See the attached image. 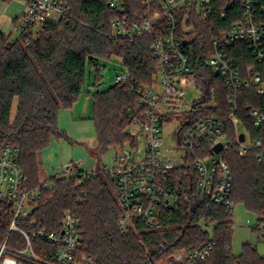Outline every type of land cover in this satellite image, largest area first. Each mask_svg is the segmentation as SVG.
<instances>
[{"label": "trees", "instance_id": "obj_1", "mask_svg": "<svg viewBox=\"0 0 264 264\" xmlns=\"http://www.w3.org/2000/svg\"><path fill=\"white\" fill-rule=\"evenodd\" d=\"M70 16L50 21L35 37L18 34L17 38L0 30V155L6 143L20 148L18 163L32 188H42L41 198L33 217L45 227L57 230L67 211L79 219L83 230V250L95 257L97 264H157L167 260L178 250L191 251L203 242H213L210 255L196 264H264L256 250L245 244L244 253L232 252L231 216L223 207H208L207 200L197 194L198 174L189 154L186 166L177 175L181 190L179 208L165 212L162 229L124 235L118 225L122 213L119 187L113 175L103 168L82 171L71 178L52 177L53 187L44 189L40 180L38 152L49 147L53 139L68 136L58 125L62 108H71L87 90V68L97 73L92 95L93 113L98 146L95 155L106 153L110 148L134 140L136 122L142 115L135 111L136 94H130L134 85H150L155 82L158 59L151 49L156 32L133 39L109 37L110 23L120 14L110 8L109 0H66ZM264 3V0H252ZM126 14L134 23H140L146 9L139 0H125ZM227 0H212L211 11L199 14L193 11L191 23L197 36L187 47L197 85L205 93H212L217 102L205 115L219 116L226 122L231 141L224 159L233 173L231 198L234 203L245 204L259 221H264V123L255 126L248 111L251 107L264 113V93L254 89L243 90L239 97L237 117L241 118L252 138L263 140L262 158L256 150L242 155L235 143L233 126L227 123L229 112L226 88L221 78L211 72L204 59L212 50V38L243 17L240 1L226 5ZM119 57L125 71L130 74L129 83H115L100 92L102 59ZM241 69L254 64L262 75L264 63L242 51L237 54ZM18 107L12 118L14 99ZM196 114L191 116L195 120ZM182 130L191 122H183ZM80 172H85L77 187ZM84 195V200L79 199ZM6 203L0 201V242L6 238L8 220ZM214 225L210 235L202 225ZM16 240L8 244L17 246Z\"/></svg>", "mask_w": 264, "mask_h": 264}, {"label": "built area", "instance_id": "obj_2", "mask_svg": "<svg viewBox=\"0 0 264 264\" xmlns=\"http://www.w3.org/2000/svg\"><path fill=\"white\" fill-rule=\"evenodd\" d=\"M11 2L14 0H0ZM25 3L15 32L35 37L50 21L70 16L66 0H20ZM236 0H227L225 7ZM243 17L212 38V50L204 59L211 72L223 81L229 108L227 123L233 126L235 143L243 154L256 150L262 158L263 140L252 138L241 118L237 117L239 97L243 90L264 93L262 75L254 64L241 69L237 54L249 52L264 63V3L238 0ZM146 9L140 23L132 22L124 14L125 0H109L111 9L120 15L110 23L109 37L128 38L153 34L151 45L158 59L155 82L151 86L134 85L126 71L117 75L115 83L131 82L129 93L136 94L135 111L142 115L136 122L134 144L113 151L110 160L101 168L110 172L119 187L122 213L118 225L124 235L162 229L165 212L179 208L181 190L177 173L185 168L190 154L198 174L197 194L207 200L208 207L225 208L233 218L231 198L233 173L224 159L231 141L227 124L219 116L205 115L217 102L212 93H205L191 101L186 110V89L197 84L187 47L197 32L191 23L193 11H211L212 0H139ZM196 114L195 120L191 116ZM255 126L264 123V113L251 107L248 111ZM182 117L181 119H179ZM191 122L182 130L183 122ZM244 134V140L240 135ZM172 145L167 146L166 142ZM223 143L217 153L215 146ZM20 148L6 143L0 155V201L6 203L8 220L6 239L0 242V264H97L90 253L83 250V230L78 217L67 211L57 230L45 227L33 217L42 188H32L18 163ZM76 166L59 168L53 177L71 178L77 175ZM79 169V168H77ZM80 170V169H79ZM80 187L85 172H80ZM53 183L44 184V189ZM79 197L84 200V195ZM20 236L18 246L8 244L11 235ZM213 242H203L195 249H181L166 260V264H196L213 251ZM236 264V263H235Z\"/></svg>", "mask_w": 264, "mask_h": 264}, {"label": "crops", "instance_id": "obj_3", "mask_svg": "<svg viewBox=\"0 0 264 264\" xmlns=\"http://www.w3.org/2000/svg\"><path fill=\"white\" fill-rule=\"evenodd\" d=\"M25 3L20 0L0 1V30L7 35L15 33V26L23 15ZM91 96V97H90ZM93 99L84 93L71 108H62L58 115V125L66 133L65 138L53 139L49 147L38 152L40 180L51 184V178L59 168L74 165L82 171H96L106 164L113 152L93 154L98 146L95 122L92 117ZM19 99L13 101L12 118L17 112Z\"/></svg>", "mask_w": 264, "mask_h": 264}, {"label": "rangeland", "instance_id": "obj_4", "mask_svg": "<svg viewBox=\"0 0 264 264\" xmlns=\"http://www.w3.org/2000/svg\"><path fill=\"white\" fill-rule=\"evenodd\" d=\"M192 18V17H191ZM194 26V25H193ZM196 30V28H195ZM18 33H13L12 37L15 39L17 38ZM101 65H103L101 77L102 81L99 85L100 92L109 89L111 86L115 84V80L117 75H120L125 72L124 65L122 63L121 58L119 57H112L111 59H102L100 61ZM97 73L95 70L90 69L88 66L87 68V90L91 92V95L96 93V87L94 86L96 82ZM146 85V86H151ZM202 95V89L198 87L197 84L192 83L186 89V96L184 97V101L186 102V110H188V104L191 101L198 100ZM91 97V96H90ZM93 106V104H92ZM180 117L179 119H181ZM182 120V119H181ZM137 128V127H136ZM136 128L134 133H136ZM135 142V134L134 140H127L122 147L127 144H134ZM167 146L172 147L169 141L166 142ZM121 146L110 148L108 151H116L122 148ZM242 153V152H241ZM242 155H246L243 154ZM231 225L233 228L231 234V245H232V252L235 256H240L244 253V246L245 244H250L255 250L256 253L262 258H264V221H259V217L252 211H249L245 204L237 202L234 204L233 207V218L231 219ZM204 229L209 232L210 235L214 233V225L209 224L208 226L202 223ZM16 240V244L18 246V241H20V236L17 234L11 235L8 240L10 239ZM6 239V238H5ZM5 241V240H4ZM166 260L162 259L157 264H166Z\"/></svg>", "mask_w": 264, "mask_h": 264}, {"label": "water", "instance_id": "obj_5", "mask_svg": "<svg viewBox=\"0 0 264 264\" xmlns=\"http://www.w3.org/2000/svg\"><path fill=\"white\" fill-rule=\"evenodd\" d=\"M240 140H241V141L244 140V134H243V133L240 135ZM222 148H223V143H222V142H219V143L215 146V151H216L217 153H219V152L222 150Z\"/></svg>", "mask_w": 264, "mask_h": 264}]
</instances>
